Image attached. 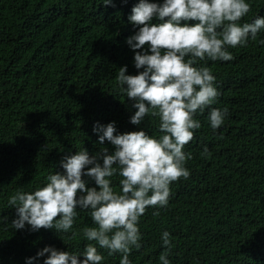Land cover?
I'll return each mask as SVG.
<instances>
[{"label": "trees", "instance_id": "trees-1", "mask_svg": "<svg viewBox=\"0 0 264 264\" xmlns=\"http://www.w3.org/2000/svg\"><path fill=\"white\" fill-rule=\"evenodd\" d=\"M246 2L252 9L241 23L264 17V0ZM113 3L0 0V264H27L46 246L83 252L89 242L82 234L73 237L55 228L14 231L8 199L45 185L49 174L63 173L65 156L84 148L90 155L102 147L114 151L107 140L99 144L93 131L97 122L115 121L117 134L143 128L160 135L158 118L146 117L141 125L130 122L137 109L116 81L119 67L127 65L128 74L139 71L126 42L138 30L128 17L139 0ZM261 40L264 30L246 46L229 47L232 60L200 62L216 77L220 93L211 107H227L228 116L216 130L210 127L209 109L194 117L201 127L184 148L192 154L185 165L190 175L170 185L165 208H148L141 217L142 247L132 250L131 264H160L164 231L172 240L170 264H264ZM205 147L208 153L202 155ZM120 179L112 178L117 191ZM157 210L160 215L154 217ZM77 211L72 231L93 226L88 211ZM98 250L101 264H120V253ZM45 258L33 264H44Z\"/></svg>", "mask_w": 264, "mask_h": 264}, {"label": "clouds", "instance_id": "clouds-1", "mask_svg": "<svg viewBox=\"0 0 264 264\" xmlns=\"http://www.w3.org/2000/svg\"><path fill=\"white\" fill-rule=\"evenodd\" d=\"M103 4L115 6L113 0ZM251 9L246 0H139L128 17L138 30L126 40L139 71L128 74L127 65L119 67L116 81L137 109L130 122L141 125L146 117L158 118L160 135L143 128L117 134L115 121L97 122L93 131L99 134V144L107 140L114 151L102 147L90 155L85 148L79 150L61 160L64 172L49 174L45 185L12 194L8 205L13 207L9 219L14 231L55 228L59 233L72 232L73 237L82 234L89 242L80 253L46 246L27 264L45 256L44 264H101L104 257L98 249L108 250L109 255L120 253V264H131L132 250L142 247L141 217L148 208H165L170 185L190 175L185 165L192 154L184 148L201 127L194 117L209 109L208 121L216 130L228 116L227 107H211L220 93L216 77L200 62L232 60L229 47L256 40L264 30V17L241 23ZM207 153L205 147L202 155ZM248 161L255 163L251 157ZM117 175L120 191L112 181ZM78 209L88 211L93 226L76 232L72 230ZM159 215L158 210L153 212L154 217ZM161 240L165 250L160 264H170V233L164 231Z\"/></svg>", "mask_w": 264, "mask_h": 264}]
</instances>
